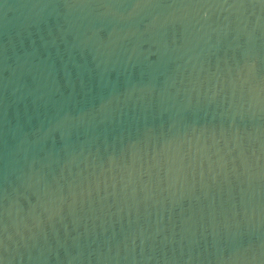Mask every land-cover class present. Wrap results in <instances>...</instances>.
Listing matches in <instances>:
<instances>
[{"label": "water", "instance_id": "1", "mask_svg": "<svg viewBox=\"0 0 264 264\" xmlns=\"http://www.w3.org/2000/svg\"><path fill=\"white\" fill-rule=\"evenodd\" d=\"M0 264H264V0H0Z\"/></svg>", "mask_w": 264, "mask_h": 264}]
</instances>
